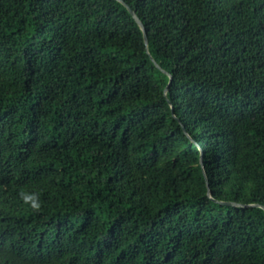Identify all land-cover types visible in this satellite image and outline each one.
<instances>
[{"label":"trees","instance_id":"obj_1","mask_svg":"<svg viewBox=\"0 0 264 264\" xmlns=\"http://www.w3.org/2000/svg\"><path fill=\"white\" fill-rule=\"evenodd\" d=\"M124 1L0 0V264H264V0Z\"/></svg>","mask_w":264,"mask_h":264},{"label":"water","instance_id":"obj_2","mask_svg":"<svg viewBox=\"0 0 264 264\" xmlns=\"http://www.w3.org/2000/svg\"><path fill=\"white\" fill-rule=\"evenodd\" d=\"M120 1L123 2L129 8L130 12L133 14V16L135 17V19L137 20V22L139 23V25L141 26V28L144 30L146 43L148 44L149 43L148 32H147V29H146V26H145L143 20L140 18V16L137 14V12L127 2H125L124 0H120ZM152 59L162 69V67L159 65V63H157V61L155 60V58L152 57ZM164 71L170 75L171 82H172L173 76L168 71H166V70H164ZM168 90H169V87L166 89V92H168ZM202 165H203V168H204L205 167L204 166V155H202ZM204 170H205V168H204ZM209 195L213 197L211 188H209ZM223 203L233 204V205H242V206L257 205V206H262L264 208V205L259 204V203L258 204H242V203L227 202V201H223Z\"/></svg>","mask_w":264,"mask_h":264}]
</instances>
